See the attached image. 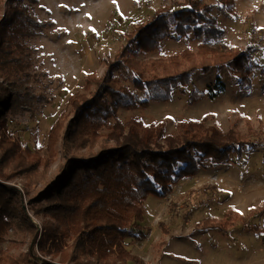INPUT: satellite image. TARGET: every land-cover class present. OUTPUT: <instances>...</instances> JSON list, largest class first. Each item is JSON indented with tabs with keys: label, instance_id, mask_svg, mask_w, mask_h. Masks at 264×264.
Returning a JSON list of instances; mask_svg holds the SVG:
<instances>
[{
	"label": "trees",
	"instance_id": "1",
	"mask_svg": "<svg viewBox=\"0 0 264 264\" xmlns=\"http://www.w3.org/2000/svg\"><path fill=\"white\" fill-rule=\"evenodd\" d=\"M234 8L235 0H183L137 24L125 34L120 52L103 60L106 72L100 77L87 74L83 93L68 97L69 114H61L48 132L47 158L6 132L20 95L6 77L0 81V244L13 229L24 230L38 252L50 257L37 262L30 252L1 255L0 264H146L124 246L127 239L146 238L141 226L145 199L167 198L182 178H193L205 163L218 166L255 150L256 142L233 130L202 135L196 124H184L179 136L166 137L164 128L125 133L117 119L118 111L171 101L175 89L190 86L195 74H209L214 68L227 67L239 88L249 89L258 69L246 53L250 48L224 42L213 14L218 9L235 15ZM14 31L19 28L0 23V77L14 61ZM189 37L198 42L195 50L140 58L160 52L165 41ZM215 95L214 90H193L187 101L194 105ZM56 155L61 159L55 176L45 189L29 196L33 183L47 179ZM16 179L29 196L28 210L41 219L39 229L21 193L5 184ZM233 224L234 219L226 217L200 222L202 229L219 233Z\"/></svg>",
	"mask_w": 264,
	"mask_h": 264
},
{
	"label": "rangeland",
	"instance_id": "2",
	"mask_svg": "<svg viewBox=\"0 0 264 264\" xmlns=\"http://www.w3.org/2000/svg\"><path fill=\"white\" fill-rule=\"evenodd\" d=\"M182 1L0 0V23L19 28L12 41L14 61L0 77L13 82L20 95V106L9 115L6 132L47 158L48 132L61 114H69L68 97L83 93L85 76H102L103 60L120 52L126 33L154 11ZM234 9L235 15L218 9L213 14L224 42L250 48L246 53L258 69L249 89H240L227 67L214 68L209 74H195L190 86L175 89L169 102L117 113L125 133L164 128L166 137H177L184 124H196L202 135L233 130L256 142L255 150L245 152L241 160L231 157L218 166L205 163L193 178H182L167 198L145 199L141 226L146 238L127 239L124 246L146 264H264V213L260 212L264 206V0H235ZM197 44L192 37L169 40L161 44L160 52L140 58L195 50ZM193 90L206 94L214 90L216 95L191 105L187 99ZM60 159L55 156L47 179L33 183L29 196L48 186ZM5 184L21 193L39 229L41 219L28 210L29 196L21 180ZM237 212L243 221L237 219ZM208 217L232 218L234 224L224 233L202 229L200 222ZM254 225L260 228L255 230ZM24 252L32 253L37 262L50 259L38 252L26 231L13 229L0 244V256Z\"/></svg>",
	"mask_w": 264,
	"mask_h": 264
},
{
	"label": "snow or ice",
	"instance_id": "3",
	"mask_svg": "<svg viewBox=\"0 0 264 264\" xmlns=\"http://www.w3.org/2000/svg\"><path fill=\"white\" fill-rule=\"evenodd\" d=\"M113 3H115V0H113ZM93 31H94V29H93Z\"/></svg>",
	"mask_w": 264,
	"mask_h": 264
}]
</instances>
